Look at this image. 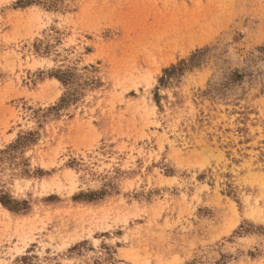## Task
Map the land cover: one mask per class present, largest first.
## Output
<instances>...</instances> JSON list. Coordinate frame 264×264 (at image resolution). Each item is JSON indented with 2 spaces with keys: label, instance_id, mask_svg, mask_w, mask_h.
<instances>
[{
  "label": "rangeland",
  "instance_id": "obj_1",
  "mask_svg": "<svg viewBox=\"0 0 264 264\" xmlns=\"http://www.w3.org/2000/svg\"><path fill=\"white\" fill-rule=\"evenodd\" d=\"M0 264H264V0H0Z\"/></svg>",
  "mask_w": 264,
  "mask_h": 264
},
{
  "label": "trees",
  "instance_id": "obj_2",
  "mask_svg": "<svg viewBox=\"0 0 264 264\" xmlns=\"http://www.w3.org/2000/svg\"><path fill=\"white\" fill-rule=\"evenodd\" d=\"M191 61H192V60H191ZM191 61H190V62H191ZM181 65H184L185 67L188 66V64H187L186 62H182ZM175 69H176V68H175ZM175 69H174V70H175ZM171 72H172V71H171ZM59 79H61V78H59ZM63 102H64V101H63ZM2 203H3V205H5V206H7V207H10L9 205L12 204V203H14V202H11V201H9V200H5V201H4V200L2 199ZM10 209H11V210H15V209H17V208H16V206H11ZM17 210H18V209H17Z\"/></svg>",
  "mask_w": 264,
  "mask_h": 264
},
{
  "label": "bare ground",
  "instance_id": "obj_3",
  "mask_svg": "<svg viewBox=\"0 0 264 264\" xmlns=\"http://www.w3.org/2000/svg\"><path fill=\"white\" fill-rule=\"evenodd\" d=\"M207 16V15H206ZM182 29V28H181Z\"/></svg>",
  "mask_w": 264,
  "mask_h": 264
}]
</instances>
